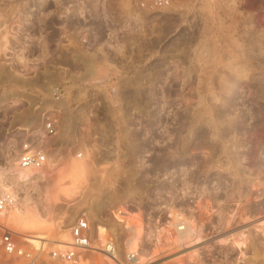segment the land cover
I'll return each mask as SVG.
<instances>
[{"label": "rangeland", "instance_id": "374dc122", "mask_svg": "<svg viewBox=\"0 0 264 264\" xmlns=\"http://www.w3.org/2000/svg\"><path fill=\"white\" fill-rule=\"evenodd\" d=\"M33 3L0 0V172L2 187L16 190L24 209L20 219L9 218L14 208L9 210L0 224L33 253L41 249L28 245L19 233L44 234L45 264H59L50 252L65 230L71 234L80 216L123 233L113 214L123 169L103 158L127 136L123 129L103 126L100 131L98 125H158V138L173 143L174 169L180 172L176 180L182 172L177 169L185 165L189 134L197 143L200 132L222 138L235 125L245 133L239 139L251 141L253 155L264 147V0H172L171 7L155 12L134 10V0H110L108 21L96 27L100 43L112 39L90 57L123 61L76 67L33 62L41 52L25 46L35 45L41 27L21 19L24 7L33 8ZM99 12L102 17L101 7ZM58 84L69 90L60 102L51 94ZM50 111H56L52 116L60 132L44 141L39 134ZM26 139L48 151L61 149L52 155V164L36 172L31 185L15 175L23 174L16 162ZM194 148L198 161L199 145ZM248 176L240 172L237 211L225 207L222 197L221 218L205 225L200 237L192 232L183 247L153 251L148 245L141 263L264 264V177ZM94 259L109 264L101 255ZM0 264L23 262L7 261L0 252Z\"/></svg>", "mask_w": 264, "mask_h": 264}, {"label": "built area", "instance_id": "2783aa9c", "mask_svg": "<svg viewBox=\"0 0 264 264\" xmlns=\"http://www.w3.org/2000/svg\"><path fill=\"white\" fill-rule=\"evenodd\" d=\"M33 1L36 6L26 5L21 19L30 25L34 21L41 27L42 34L33 42L35 45L25 46V49L41 52L42 57L35 59V64L76 67L123 61H96L90 57L95 50L107 47L106 43L112 39L100 43V30L96 27V24L108 21L110 0ZM171 5L172 0H134L133 9L155 12ZM100 7L104 12L102 17ZM79 55L86 57L79 58ZM7 60L14 63L12 58ZM111 93L116 95V89L111 88ZM51 94L56 102H60L69 90L65 84H58L53 86ZM53 112L56 111H50L51 115L47 113L39 134L44 141L57 137L60 132V124L52 116ZM103 126L123 129L127 136L119 141L118 150L103 158L118 162L123 169L114 194V200L119 204L115 206L116 214L113 212L123 233L118 235L105 222L98 225L87 215L80 216L71 226V241L60 243L50 252L53 262L96 264L94 256L101 255L109 264H142L141 255L148 245H152L153 251L183 247L189 243L192 232L200 237L205 225L216 223V219L218 222L222 214L219 205L222 197L225 207L236 209V196L243 188L239 186L240 172L248 173L250 179L257 175L264 177V147L257 157L253 155L254 146L248 138L239 139L242 131L235 125L227 128L222 138L206 137L200 132L196 143L190 134L187 135L183 149L186 161L183 168L177 169V172L182 170L177 180L175 174L180 172L176 173L174 169L172 140L158 138V125H98L100 131ZM195 144L199 145L198 161ZM56 149L48 151L34 146L31 139L24 140L16 162L17 170L22 173L42 171L52 164V155L60 152ZM2 180L0 172V218L18 203V195L12 188L4 189ZM246 186L248 200L251 182ZM130 189L132 192L127 193ZM100 226L105 229L102 235ZM43 249L37 253L29 251L18 241L14 231L0 224V252L7 261L45 264L41 257Z\"/></svg>", "mask_w": 264, "mask_h": 264}, {"label": "bare ground", "instance_id": "6f19581e", "mask_svg": "<svg viewBox=\"0 0 264 264\" xmlns=\"http://www.w3.org/2000/svg\"><path fill=\"white\" fill-rule=\"evenodd\" d=\"M258 127V126H257ZM243 128V127H242ZM200 132V131H199ZM198 132V133H199ZM206 132V131H205ZM204 133V132H202ZM206 136V135H205ZM241 139V138H240ZM59 148V147H58ZM22 149V148H21ZM58 150V149H57ZM61 150V149H60ZM22 173V172H21ZM14 174V173H13ZM24 174V173H23ZM23 174H18L16 173L15 175L19 176V179L20 178H25L26 180L30 181V185L31 183H35L36 182V179H37V175L36 173L32 172V173H27L28 175H23ZM38 184V183H37ZM16 191V190H15ZM130 193V192H128ZM20 199H22L20 197V195H18V203L16 205V207L12 210V213H10V217L9 218H15V219H18L16 217H20L22 218V212H23V208L20 206ZM35 200V199H34ZM106 202V201H105ZM110 202V201H109ZM112 202V201H111ZM107 204H105L106 206ZM103 212V211H102ZM117 211H115L114 214H116ZM107 214V213H106ZM5 220V218H7V213H5L3 216H2ZM43 218V217H42ZM113 221V220H112ZM261 224V223H260ZM263 224V223H262ZM261 224V225H262ZM105 229L103 226H100L99 228V232L100 234L102 235L104 233ZM19 232V231H18ZM17 232V233H18ZM28 233V232H27ZM30 233V232H29ZM20 235H22V239L28 244L30 245L31 247L35 248V249H43L46 245V236L44 234H40V233H30V234H22V233H19ZM231 237L233 235H230ZM229 236V237H230ZM61 240L58 242V244H56V247H59V244H67L71 241V234H70V229H67L65 230V232L61 235ZM228 238V237H227ZM192 241V240H191ZM238 245L240 244H245V242H237ZM242 245V246H243ZM146 254V253H145ZM145 254H142V255H145ZM141 255V256H142ZM143 258V256H142ZM144 259V258H143ZM143 259H142V262H143Z\"/></svg>", "mask_w": 264, "mask_h": 264}, {"label": "crops", "instance_id": "0c3cea01", "mask_svg": "<svg viewBox=\"0 0 264 264\" xmlns=\"http://www.w3.org/2000/svg\"><path fill=\"white\" fill-rule=\"evenodd\" d=\"M17 127H18V129H23L24 126L23 127L17 126ZM2 132H4V130L3 129H0V135H2Z\"/></svg>", "mask_w": 264, "mask_h": 264}]
</instances>
